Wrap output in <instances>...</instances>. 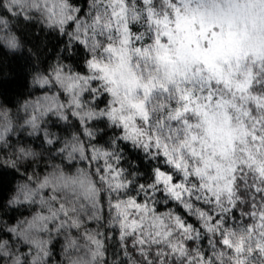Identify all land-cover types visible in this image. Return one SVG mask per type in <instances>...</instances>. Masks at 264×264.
<instances>
[{
	"label": "clouds",
	"instance_id": "1",
	"mask_svg": "<svg viewBox=\"0 0 264 264\" xmlns=\"http://www.w3.org/2000/svg\"><path fill=\"white\" fill-rule=\"evenodd\" d=\"M0 264H264V0H0Z\"/></svg>",
	"mask_w": 264,
	"mask_h": 264
},
{
	"label": "snow or ice",
	"instance_id": "2",
	"mask_svg": "<svg viewBox=\"0 0 264 264\" xmlns=\"http://www.w3.org/2000/svg\"><path fill=\"white\" fill-rule=\"evenodd\" d=\"M225 243H227V241Z\"/></svg>",
	"mask_w": 264,
	"mask_h": 264
}]
</instances>
